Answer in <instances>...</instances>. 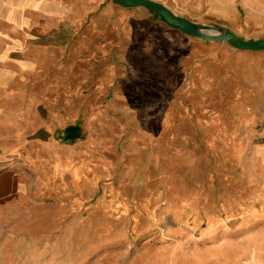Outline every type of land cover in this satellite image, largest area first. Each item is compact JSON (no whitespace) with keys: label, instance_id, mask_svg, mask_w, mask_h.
<instances>
[{"label":"rangeland","instance_id":"rangeland-1","mask_svg":"<svg viewBox=\"0 0 264 264\" xmlns=\"http://www.w3.org/2000/svg\"><path fill=\"white\" fill-rule=\"evenodd\" d=\"M62 1L52 32L29 7L23 30L0 12V171L22 188L25 230L72 263L239 258L252 244L236 223L264 213V52L111 0ZM152 1L264 39V0Z\"/></svg>","mask_w":264,"mask_h":264},{"label":"crops","instance_id":"crops-1","mask_svg":"<svg viewBox=\"0 0 264 264\" xmlns=\"http://www.w3.org/2000/svg\"><path fill=\"white\" fill-rule=\"evenodd\" d=\"M99 1L101 0H85V4L97 7ZM67 6L62 0H0V12H14L15 24L21 30L28 27V22L22 17V8L29 7L36 18L33 30L47 24V29L52 32L62 27L70 16ZM173 31L184 36L177 30ZM6 167L0 171V264H80L61 260L52 244L44 243L40 246L38 241H33L34 238L39 239V234L25 230V224L33 223V220L25 219L22 188L17 182L7 181L10 173L5 171ZM238 223L235 231L243 233V238L249 237L252 244L238 252L239 258L233 257L230 261L219 262L213 252V256L209 254L207 259L200 260L192 252L191 264H264V213L252 219L246 217L236 224ZM225 253L230 254L227 251Z\"/></svg>","mask_w":264,"mask_h":264},{"label":"water","instance_id":"water-1","mask_svg":"<svg viewBox=\"0 0 264 264\" xmlns=\"http://www.w3.org/2000/svg\"><path fill=\"white\" fill-rule=\"evenodd\" d=\"M124 9H142L157 16L168 28L204 43H225L234 50L264 52V39L242 40L226 29L197 23L173 13L164 5L152 0H111Z\"/></svg>","mask_w":264,"mask_h":264},{"label":"trees","instance_id":"trees-1","mask_svg":"<svg viewBox=\"0 0 264 264\" xmlns=\"http://www.w3.org/2000/svg\"><path fill=\"white\" fill-rule=\"evenodd\" d=\"M155 17H157V16H155ZM63 133H64V137L65 138H68L70 140H75V139H77L79 137L78 131H77V128L76 127H68V128H66L63 131Z\"/></svg>","mask_w":264,"mask_h":264},{"label":"bare ground","instance_id":"bare-ground-1","mask_svg":"<svg viewBox=\"0 0 264 264\" xmlns=\"http://www.w3.org/2000/svg\"><path fill=\"white\" fill-rule=\"evenodd\" d=\"M103 76H104V75H103ZM6 78H7V77H6ZM88 98H89V97H88ZM90 100H91V99H90ZM85 102H86V101H85ZM82 106H83V105H82ZM62 120H63V119H61V121H62ZM61 121H60V122H61ZM177 207H178V206H177ZM180 211H181V209H180ZM181 212H182V211H181ZM181 215H182V214H181Z\"/></svg>","mask_w":264,"mask_h":264}]
</instances>
